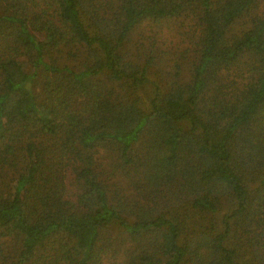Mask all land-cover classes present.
I'll return each mask as SVG.
<instances>
[{"label": "trees", "instance_id": "16d2710c", "mask_svg": "<svg viewBox=\"0 0 264 264\" xmlns=\"http://www.w3.org/2000/svg\"><path fill=\"white\" fill-rule=\"evenodd\" d=\"M0 264H264V0H0Z\"/></svg>", "mask_w": 264, "mask_h": 264}, {"label": "rangeland", "instance_id": "374dc122", "mask_svg": "<svg viewBox=\"0 0 264 264\" xmlns=\"http://www.w3.org/2000/svg\"><path fill=\"white\" fill-rule=\"evenodd\" d=\"M175 27V22H163L159 25H157V27H155V29H153V31L158 32L159 37L161 40L167 41L168 39H170L173 35V28ZM150 89V86L147 88V90Z\"/></svg>", "mask_w": 264, "mask_h": 264}]
</instances>
